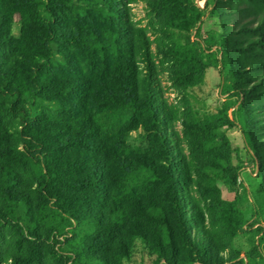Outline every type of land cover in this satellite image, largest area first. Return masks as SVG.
I'll return each instance as SVG.
<instances>
[{"label":"trees","instance_id":"16d2710c","mask_svg":"<svg viewBox=\"0 0 264 264\" xmlns=\"http://www.w3.org/2000/svg\"><path fill=\"white\" fill-rule=\"evenodd\" d=\"M194 1L143 0L140 26L132 0H0V264H127L137 243L151 264H264V0ZM208 68L215 112L189 103ZM232 127L262 222L239 259Z\"/></svg>","mask_w":264,"mask_h":264},{"label":"rangeland","instance_id":"374dc122","mask_svg":"<svg viewBox=\"0 0 264 264\" xmlns=\"http://www.w3.org/2000/svg\"><path fill=\"white\" fill-rule=\"evenodd\" d=\"M198 6L203 7L204 0L194 1ZM131 13L133 20L140 26L147 24V10L143 0H132ZM218 26L216 18L209 17L205 14L199 23L200 33L204 36L207 31L215 29ZM16 30V27H14ZM161 84L165 92V97L170 104L178 103L179 97L173 92L171 83L167 76L162 73L160 76ZM193 96L189 97L190 105L199 109L201 112H215L222 101L226 98L225 94L220 92L219 77L217 70L208 68L204 74L203 83L191 90ZM231 109L228 110V113ZM179 130V126H176ZM227 136L233 147L231 161L233 164H239V179L243 185V190H238V197L241 200V208L246 218V223L242 227L239 235L235 240L237 249L239 250V258H242L245 253L256 244L259 232L258 228L261 226V221L254 214V203L252 200V192L258 186L259 180L255 175L256 165L252 161L249 153L247 152L241 132L237 127H232L226 130ZM129 142L133 145H143L142 135L139 132H132ZM221 195L225 199H233L235 193L229 189H223ZM152 258L146 254L139 243L136 244L131 258L127 264H151ZM259 264H262L259 261Z\"/></svg>","mask_w":264,"mask_h":264}]
</instances>
